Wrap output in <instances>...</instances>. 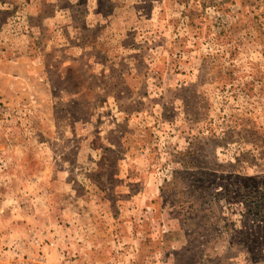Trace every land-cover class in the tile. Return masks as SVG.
I'll use <instances>...</instances> for the list:
<instances>
[{
	"label": "rangeland",
	"instance_id": "1",
	"mask_svg": "<svg viewBox=\"0 0 264 264\" xmlns=\"http://www.w3.org/2000/svg\"><path fill=\"white\" fill-rule=\"evenodd\" d=\"M246 178L264 0H0V264H264Z\"/></svg>",
	"mask_w": 264,
	"mask_h": 264
},
{
	"label": "trees",
	"instance_id": "2",
	"mask_svg": "<svg viewBox=\"0 0 264 264\" xmlns=\"http://www.w3.org/2000/svg\"><path fill=\"white\" fill-rule=\"evenodd\" d=\"M241 179H243V180H245L244 178H241ZM247 179V178H246ZM247 180H251V181H253V183H251L250 185H248L247 184V186L244 184V185H240V186H238L239 187V189L240 190H238V193L239 194H241L242 195V193H243V191L246 189V190H250V192L249 193H247V194H249V196H248V200H239V195H236L235 197V199L234 200H232V201H229V202H233V203H241V204H243L244 206H249V208H250V210H251V212H252V209H254L255 208V210L256 209H258V211L257 212H255L254 214H253V216L254 217H260V213L262 212L263 214H264V194H262L261 196H259V197H253V199H251L250 201H249V199H250V196L252 195H250V193H261V189H259V187L257 186V184H256V182L254 181V179H247ZM264 191V190H263ZM233 199V198H232ZM247 201H249V203H246L245 204V202H247ZM251 206V207H250Z\"/></svg>",
	"mask_w": 264,
	"mask_h": 264
}]
</instances>
